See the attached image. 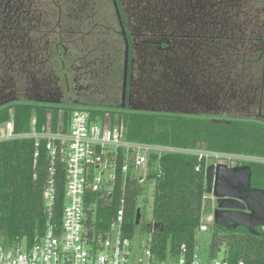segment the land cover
<instances>
[{"label": "trees", "instance_id": "1", "mask_svg": "<svg viewBox=\"0 0 264 264\" xmlns=\"http://www.w3.org/2000/svg\"><path fill=\"white\" fill-rule=\"evenodd\" d=\"M154 1L156 5L146 6L143 9L144 14L142 6H138L140 15H136L134 10L136 19H129L124 8H119L129 43V62L131 57H135L136 45H151L147 52L153 49L158 52L157 46L163 47L166 44L162 38L169 36L175 41L176 54H173V60L180 58L178 41L181 40L183 28L181 6L177 0ZM189 8L194 15L197 7L192 4ZM206 8L209 11L210 7ZM223 10V6H216L213 13L216 17L212 18L213 20L207 13L205 20L198 22V27L192 22L187 28L189 56L194 53V44L198 40L201 42L200 48L211 50V60L223 61L227 55V44L230 43L226 31L218 23ZM146 13L149 15L146 16ZM141 15L146 18L141 19ZM104 28L105 32L98 38L100 42L96 44L97 48L93 50L91 47L89 51L87 83L92 84L96 94L91 100L93 104L90 105L108 109L115 105L114 99L109 96L122 85L125 42L119 25L116 30L109 26ZM152 41L161 42L157 45L156 42L152 44ZM194 59L199 60L197 57ZM153 61L158 63L156 59ZM9 108L12 110L16 132L30 131L32 118L36 120L35 128L40 130L49 114L52 124L55 125L60 111L59 107L29 102H14ZM69 110L71 109H65V117H68ZM118 112H121L119 117H124L126 136L132 141L191 150H196L194 148H197L199 143H204L206 150L211 152L244 154L258 159L264 157V124L256 119L140 111ZM98 114L100 112L89 113L91 118L97 117ZM9 118L11 114L5 111L0 116V121ZM34 152L33 139L0 141V240L9 245L25 242L31 246L35 238L44 232L43 193L48 179L49 159L44 145L39 148L36 160ZM205 161L206 158H200L197 154L153 153L148 159L149 172L145 179L128 181L124 188L122 176L118 173L110 195H101L102 192L87 194L86 225L90 234L109 230L120 206V200L123 199V233L125 236L136 238V211L139 209L141 212L138 200L145 191L144 183L153 182L152 225L147 228L151 237L150 248L160 258H164L168 253H177L181 245L186 246L189 254L194 253L196 233L200 230L201 216L207 204L204 200ZM244 163L251 168V185L264 188V161L252 160ZM64 177V169L58 165L54 209L58 216L64 204ZM142 218L141 213L140 223ZM209 251V257H218L217 254L221 252L222 258L231 263L243 261L244 264H264V234H252L244 227L235 231L226 230L214 222Z\"/></svg>", "mask_w": 264, "mask_h": 264}, {"label": "flooded vegetation", "instance_id": "2", "mask_svg": "<svg viewBox=\"0 0 264 264\" xmlns=\"http://www.w3.org/2000/svg\"><path fill=\"white\" fill-rule=\"evenodd\" d=\"M177 1L183 26L178 41L180 58L173 60L175 41L169 35L162 38L166 43L163 47L158 45L161 41L151 42H156L158 52L154 49L147 52L151 45H136L135 57L130 62L128 57L125 89L123 76L121 88L109 96L115 105L108 109L257 117L256 121L263 119L259 122L264 124V0ZM155 3L154 0H0V110L14 102L93 104L91 100L96 94L92 84L87 83L90 67L87 58L91 47L97 48L98 38L105 32L106 8L112 10L113 16L115 13L119 25L115 6L118 10L122 6L131 19L135 18L134 10L140 15L138 6H142L144 14L143 9ZM192 4L197 7L194 15L189 11ZM216 6L224 8L218 23L230 38L227 55L222 62L211 60V50L200 48L201 42L197 40L195 51L189 56L187 28L192 22L198 27L207 13L213 20ZM70 73H75L74 77ZM80 79L85 85L79 83ZM257 229L263 230L260 226Z\"/></svg>", "mask_w": 264, "mask_h": 264}, {"label": "built area", "instance_id": "3", "mask_svg": "<svg viewBox=\"0 0 264 264\" xmlns=\"http://www.w3.org/2000/svg\"><path fill=\"white\" fill-rule=\"evenodd\" d=\"M102 120L103 124H95L88 113L74 108L69 110L68 117H65V109H60L55 125L49 114L40 130L35 128V118L31 119L28 132H16L12 118L2 121L0 141L33 139L35 160L39 148L44 145L49 163L43 193L44 232L31 246L25 242L9 245L0 240V264H244L243 261L231 263L219 257L201 259L195 251L189 254L185 245H181L177 253H168L160 258L149 246L150 235L146 240L124 235L123 199L109 230L90 234L86 225L87 194L102 192L101 195H110L118 173L122 176L123 188L128 181H143L151 154L183 152L215 160H230L235 156L132 141L126 136L123 118L119 117L114 122L110 114ZM252 160L259 159L243 157L236 165ZM58 165L65 172L64 204L59 216L54 210ZM131 168L142 169V179L130 176ZM206 230L207 226L201 224L200 231Z\"/></svg>", "mask_w": 264, "mask_h": 264}, {"label": "water", "instance_id": "4", "mask_svg": "<svg viewBox=\"0 0 264 264\" xmlns=\"http://www.w3.org/2000/svg\"><path fill=\"white\" fill-rule=\"evenodd\" d=\"M115 7L125 42V89L129 43L119 10L117 6ZM124 107L122 104L121 108L124 109ZM205 186L206 193L216 198L213 218L217 225L226 230L235 231L244 227L252 234H264V188L251 185L249 165L210 164L205 168ZM140 218L141 212L138 209L135 217L137 225L140 224ZM259 226L263 228V231H258Z\"/></svg>", "mask_w": 264, "mask_h": 264}, {"label": "rangeland", "instance_id": "5", "mask_svg": "<svg viewBox=\"0 0 264 264\" xmlns=\"http://www.w3.org/2000/svg\"><path fill=\"white\" fill-rule=\"evenodd\" d=\"M104 15H105V21H106L105 26H109V27H111V29H114V30L118 29V24H117V22L113 16V12L110 8H106ZM57 65H59V64L57 63ZM70 74H71V77H74L75 73H70ZM70 79L72 80V78H70ZM81 81L82 80L80 79L79 83L81 85H85ZM51 106L59 107V108H66V109H74V108L78 109L79 108V109L84 110L88 114L90 113V111L100 112V114H98L97 117L94 116V118H92L93 122L95 124H98V125L103 124L104 122L102 119H106L110 114L113 115V120H114V122H116L119 118V113H121V112L114 111V110L107 109V108H103V107L91 106V105H77V104L70 103L67 101H62L58 104L54 103ZM5 111H7L9 114H11V118H12V110H11V108H9V106L7 108H4L3 111L0 112V116ZM122 112H129V111H127V110L123 111L122 110ZM253 118L255 119L257 117H253ZM123 119H124V117H123ZM262 120L263 119H260L259 121H262ZM2 123L3 122L0 121V134H1L2 126H3ZM197 148H199V149H197ZM197 148H194V149H196V151H201V152L208 151V150H206L204 143H199ZM184 150H186V149H184ZM187 150H190V149H187ZM234 155L235 156H232L233 159H230V160H225V159H216L215 160V159L206 158V161H205L206 166H208L210 164H218V163H224V164H228L230 166L236 165V164L240 163V159H243V157L248 156V155H244V154H234ZM254 158H257V157H254ZM259 160L264 161V157H259ZM147 172H149V170ZM129 175L130 176L132 175L138 179H142L141 177L143 175V170L131 168L129 171ZM252 184H253V182H252ZM144 185H145V191H144L143 195L140 196V198L138 200V206L141 209V213H142L143 218L141 220V223L137 226L136 238H144L146 240L147 238H149V234L147 233V228H149L152 225V222H151V213H152L151 202H152L154 184H153V182H146V183H144ZM204 200H205V202H207V204H206L205 210H203V213L201 216V224H205L207 226V230L206 231L198 230L196 233V239H195V252L197 253L198 257L201 259H207L210 255V251H209L210 235H211V228L214 224L213 212H214V209L216 207L215 199L213 198V196L211 194L206 193V195L204 196ZM65 203L68 204V200H66ZM217 256L219 258H222L223 253L220 252L217 254Z\"/></svg>", "mask_w": 264, "mask_h": 264}, {"label": "crops", "instance_id": "6", "mask_svg": "<svg viewBox=\"0 0 264 264\" xmlns=\"http://www.w3.org/2000/svg\"><path fill=\"white\" fill-rule=\"evenodd\" d=\"M103 117V116H102ZM101 118V117H100Z\"/></svg>", "mask_w": 264, "mask_h": 264}]
</instances>
